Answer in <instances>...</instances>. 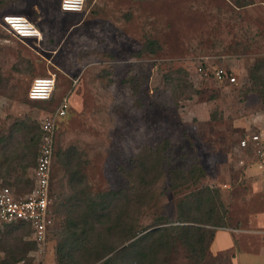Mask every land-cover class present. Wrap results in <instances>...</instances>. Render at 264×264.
Instances as JSON below:
<instances>
[{"label": "rangeland", "instance_id": "374dc122", "mask_svg": "<svg viewBox=\"0 0 264 264\" xmlns=\"http://www.w3.org/2000/svg\"><path fill=\"white\" fill-rule=\"evenodd\" d=\"M79 6L0 0V187L31 180L40 125L68 101L55 118L47 246L41 252L26 230L0 223V259L100 264L149 229L178 224L184 209L194 221L187 224L202 229V244L191 254L176 242L156 264H231L229 254L210 251L209 234L228 225L219 202L236 200L239 173L264 151V88L261 94L251 76L264 63L262 15L254 9L234 17L224 0ZM10 15L36 34L21 36L6 22ZM209 64L232 70L237 83L204 76L199 68ZM255 76L264 78V70ZM43 77L54 78L50 97L29 98ZM88 206L94 216L82 220ZM129 229L136 234L121 244Z\"/></svg>", "mask_w": 264, "mask_h": 264}, {"label": "built area", "instance_id": "2783aa9c", "mask_svg": "<svg viewBox=\"0 0 264 264\" xmlns=\"http://www.w3.org/2000/svg\"><path fill=\"white\" fill-rule=\"evenodd\" d=\"M83 0H63L65 10L75 11L81 9L79 4ZM9 24L22 36L21 32L31 33L26 20L20 16L5 17ZM19 26L24 29H19ZM18 28V29H17ZM199 70L204 76H209L218 82L237 83V77L232 70L219 66H200ZM54 87L53 77L35 79L28 92L31 99H48ZM68 101L64 98L54 116L42 121L40 125V139L36 163L32 170V188L27 192H16L9 186L0 187V223L4 225L27 223L30 227V239L38 244L41 252L47 242L49 230L53 225V199L51 195L52 160L54 156L55 118L66 114ZM251 140L259 141L258 135H252ZM246 146L247 140H241ZM258 167L264 170V151L261 154Z\"/></svg>", "mask_w": 264, "mask_h": 264}, {"label": "crops", "instance_id": "0c3cea01", "mask_svg": "<svg viewBox=\"0 0 264 264\" xmlns=\"http://www.w3.org/2000/svg\"><path fill=\"white\" fill-rule=\"evenodd\" d=\"M224 1L234 11V17L256 9L257 17L261 14L264 19V0ZM258 31L256 29L255 33L259 35ZM259 161L256 160L244 173H239L244 184L238 188L236 200L228 202L226 207L228 225L216 228L210 241V251L229 254L231 264H264V172L258 167ZM254 169L260 173L254 172ZM258 191L261 196H257ZM231 216L235 217V223L229 221Z\"/></svg>", "mask_w": 264, "mask_h": 264}, {"label": "trees", "instance_id": "16d2710c", "mask_svg": "<svg viewBox=\"0 0 264 264\" xmlns=\"http://www.w3.org/2000/svg\"><path fill=\"white\" fill-rule=\"evenodd\" d=\"M261 70H264V63L255 65L251 69V76L252 79H254L253 81L254 83L259 81L258 82V84L260 83L259 92L262 94V88H264V80H263L264 78L263 77L256 78L255 76V73L257 74V72ZM262 98L264 100V95H262ZM36 157H37V149H35V160ZM35 160H34V164H35ZM15 184L16 185H10L9 183H7L2 186H9L16 192H27L32 188L31 180H23L22 182ZM205 189L209 192L208 194H210L211 191H213L210 190L209 188H205ZM200 192L203 191L200 190ZM214 192L218 194L217 190H215ZM218 206L220 209H222V214H223L222 218L224 219L225 217V219H227V215H228L227 209L224 206L223 202L220 201ZM214 211L215 210L212 208L210 212H214ZM94 213H95L94 209L88 206L86 211H82V215H81L82 220L84 218L83 216L87 217L89 215H93ZM178 219H179L177 220L178 224L160 225L152 229H149L148 231L143 233L142 236L138 237L137 239L130 242L126 246H123L122 248L118 249L112 255L104 259L100 264H115L116 260L119 257L129 259V264H156L155 259L158 253L160 252V250L161 249L171 250V248L174 249L176 242H179L180 245H182L191 254L197 252L198 250L197 245H201L203 240L204 233H201V235L199 234L200 231H202V229L199 228L198 226L187 224L189 222H194V221L189 219L184 209L180 210ZM162 223L163 222H160L159 224ZM6 226H8V228H12V230L24 229L26 230L27 235H30V227L27 223L9 224ZM224 226L226 225H217L216 228L224 227ZM128 233L129 234L122 240L121 244L124 243L126 240H130L132 237H134L136 231L129 229ZM213 234L214 231L213 233L209 234L210 240H212ZM29 243L38 250V244L35 241L29 240ZM121 244L118 245L115 244L113 247L109 249L107 253H111L115 251V249L118 248ZM67 254H69L68 251ZM96 259L98 260L100 259V257H97ZM14 262L15 259H11V260L0 259V264H14Z\"/></svg>", "mask_w": 264, "mask_h": 264}, {"label": "bare ground", "instance_id": "6f19581e", "mask_svg": "<svg viewBox=\"0 0 264 264\" xmlns=\"http://www.w3.org/2000/svg\"><path fill=\"white\" fill-rule=\"evenodd\" d=\"M8 22V21H7ZM18 29V28H17ZM19 29H24V27H21V26H19ZM22 33V36L23 37H31V36H34L36 33H23V32H21Z\"/></svg>", "mask_w": 264, "mask_h": 264}]
</instances>
